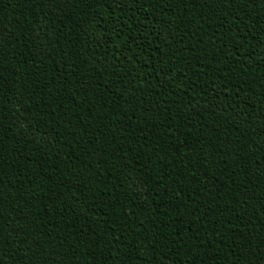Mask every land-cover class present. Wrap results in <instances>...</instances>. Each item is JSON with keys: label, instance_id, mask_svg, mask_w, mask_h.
<instances>
[{"label": "trees", "instance_id": "16d2710c", "mask_svg": "<svg viewBox=\"0 0 264 264\" xmlns=\"http://www.w3.org/2000/svg\"><path fill=\"white\" fill-rule=\"evenodd\" d=\"M0 264H264V0H0Z\"/></svg>", "mask_w": 264, "mask_h": 264}]
</instances>
